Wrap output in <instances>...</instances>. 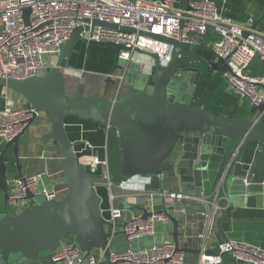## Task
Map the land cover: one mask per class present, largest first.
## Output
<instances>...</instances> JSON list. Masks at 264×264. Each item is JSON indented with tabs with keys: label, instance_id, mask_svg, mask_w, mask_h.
<instances>
[{
	"label": "water",
	"instance_id": "water-1",
	"mask_svg": "<svg viewBox=\"0 0 264 264\" xmlns=\"http://www.w3.org/2000/svg\"><path fill=\"white\" fill-rule=\"evenodd\" d=\"M190 2L178 0V9L188 11ZM29 15V9L23 10L24 23H28ZM263 20L264 13L251 21L250 29L256 30ZM82 23L90 27L80 25L72 29L68 39L59 46L54 65L44 75L23 80L0 78V88L17 94L50 121L49 130L39 141L44 147L49 142L59 147L61 159L57 167L66 185L65 194L53 200L41 198L39 201L36 196L27 194V207L11 214L6 206L8 170L14 166L19 174V140L24 132L4 144L0 151V199L3 205L2 212L0 209V264H55L52 260L54 253L71 237L77 240L75 245L85 256L96 251L106 264H113L109 246L114 237L123 235L125 224H113L102 217L101 199L97 194V188L104 186L99 182L102 176L88 172L76 157L74 148L79 142H71L67 135L64 121L68 117L94 123L103 131L115 130L120 174L125 179L141 177L158 181L159 212L172 226L171 237L177 251L185 253L189 250L180 247L178 221L165 204V173L182 195L212 198L219 212L214 225L221 241L226 242L228 239L222 230V224L230 221L226 204L263 209L264 182L254 181V162L246 168L245 151L251 144L257 147L264 144V104L254 109L253 119L228 117L195 105V82L199 71L179 68L177 64L183 48L202 49L201 45L146 34L172 45L169 65L162 67L155 54H144L139 50L135 52L150 60V64H126L118 61L119 52L127 51L123 46L86 43L81 38L82 32L96 25L115 26L87 19ZM123 31L134 33L130 29ZM80 42L88 49L113 50L110 74L126 69L125 94L113 101L106 99L109 85H116L109 75L104 80L101 96L66 93L63 70ZM208 65V74L220 73L225 62L217 59ZM9 150L10 161L5 158ZM205 183H210L208 192L204 190ZM122 204L126 207L125 202ZM139 210L146 217V210ZM207 222L210 223L211 218Z\"/></svg>",
	"mask_w": 264,
	"mask_h": 264
},
{
	"label": "built area",
	"instance_id": "built-area-1",
	"mask_svg": "<svg viewBox=\"0 0 264 264\" xmlns=\"http://www.w3.org/2000/svg\"><path fill=\"white\" fill-rule=\"evenodd\" d=\"M29 9L28 23L23 21V10ZM97 20L116 28L94 26L81 33L84 42L111 43L123 46L118 61L143 63L135 50L144 54H155L160 66L167 67L171 61L173 47L148 35L173 39L185 44L198 41L211 32L217 37L211 49L214 59H221L225 67L220 73L228 88L237 96L247 100L253 108L264 104V72L250 75L247 70L257 58L264 67V32L251 30L250 24H237L222 16L211 0L191 1L189 10L182 11L174 0H0V78L23 80L44 75L54 65L59 46L64 43L73 28L87 26L82 20ZM133 30L134 33L123 31ZM143 33V34H141ZM148 34V35H146ZM50 62L46 63L45 58ZM144 64V63H143ZM126 69L109 77L123 85ZM41 113L32 106H17L9 90L0 88V143H8L21 135ZM95 161V165H94ZM89 166L104 167L105 186L110 204L109 222L115 224L123 217L124 210L113 203L115 190L130 191L128 199L143 197L146 217L142 212L131 215L122 229L127 241V249L110 255L113 264H185V253L177 251L172 241L154 242L156 223L167 224L168 218L154 205L157 194H141L133 185L121 181L117 186L110 182L106 161L89 159ZM102 173V175H103ZM93 174V173H92ZM47 173L33 176L8 178L9 195L6 206L17 212L28 205L27 194L45 200L59 198V193L48 187ZM126 192V191H125ZM177 205L183 200H197L209 204L211 211L217 210L214 202L204 198L165 194ZM201 216H206L205 212ZM212 215L210 216V218ZM209 218V219H210ZM208 219V220H209ZM72 238L74 240H72ZM144 245L133 247L141 241ZM74 237L60 244L52 260L55 264H98L103 260L83 252L75 245ZM224 255H230L239 264H264V249L235 240H227L218 245L216 253L204 254L203 249L198 264H220Z\"/></svg>",
	"mask_w": 264,
	"mask_h": 264
},
{
	"label": "crops",
	"instance_id": "crops-1",
	"mask_svg": "<svg viewBox=\"0 0 264 264\" xmlns=\"http://www.w3.org/2000/svg\"><path fill=\"white\" fill-rule=\"evenodd\" d=\"M175 1V6L178 7V0ZM199 1V0H191ZM218 10V12L237 24H250L252 20L259 19L264 13V0H211ZM256 31L264 32V20L258 25ZM211 32L198 41V45L203 48H183L179 55V61L177 67L179 68H191L199 71L196 75V90L193 103L200 107L212 110L215 113L224 114L228 117H246L255 118V108H253L249 102L236 94H234L226 85L221 73L214 72L208 74L210 69L208 63L214 61V56L210 50L214 40ZM101 50V49H100ZM111 50V49H109ZM102 51V50H101ZM108 51V50H106ZM110 54L109 68L106 70L96 69V62H86V53L91 56H96L99 50L97 48H86L85 45L78 43L71 55L69 63L64 68V75L68 78L67 82L68 95L77 94L79 96H91L102 95L105 88V78L111 75V69L113 67V50ZM101 53V52H100ZM99 55V53H98ZM139 60L145 64H150V60L142 58ZM95 57H92L94 59ZM92 62V63H91ZM78 63V64H77ZM102 64V63H101ZM78 67L79 71L74 69ZM221 69V68H220ZM263 64L255 58L247 72H256L250 74L253 76H259L263 72ZM84 72L85 75L80 77V72ZM108 71V72H107ZM79 72V73H78ZM117 72V73H116ZM104 74V75H101ZM114 74H119L116 70ZM94 78L101 79L103 86H99L95 83ZM75 80V85L72 82ZM78 81V82H77ZM116 83V82H115ZM111 89L109 92L108 90ZM106 94V99L113 101L126 93L127 86L125 84L118 88L117 83L111 88L109 87ZM11 97L15 100L17 106L28 105L20 96L11 93ZM67 135L71 142H79L75 146L74 151L87 170L89 166L90 158H97L100 162L106 161V139L107 131H103L95 124L91 122L79 121L74 117H68L64 121ZM50 121L40 114L34 121L28 126L19 140V174L14 166L9 167L8 178L16 176H33L41 173H47L46 183L48 187L54 188L59 195L63 196L66 192V186L62 180L61 170L57 167V163L61 159V153L59 147L49 142L45 147L40 143L41 136L49 130ZM5 143H0V151ZM246 168L252 162H254L253 178L255 182H264V144L257 147L255 144H251L245 151ZM5 158L10 161L11 151L9 150ZM95 169V168H94ZM96 171L91 173L98 175L101 173L102 167L99 165ZM88 172H90L88 170ZM95 172V173H94ZM102 176V174H100ZM163 181L164 194L179 193L175 184L170 180L169 176H166ZM103 177V176H102ZM128 185H133L138 188L141 194H157L158 195V181L155 178H141L136 177L133 179L125 180ZM100 184L104 186L97 188V194L101 199V213L102 217L109 221V209L110 204L108 200V189L105 186V178H102ZM264 184V183H262ZM105 188V189H103ZM210 183L204 184V190L208 192ZM107 189V190H106ZM126 191V192H125ZM115 190V196L123 195V198L116 197L113 205L116 208L124 210L123 217L116 221L117 225H121L131 215L139 213V209H143L145 205V198L137 197L136 199H128L130 191L128 190ZM60 198V197H59ZM208 203L212 202V198L202 196ZM2 200L0 199V209L3 211ZM123 202L126 203V207L123 206ZM153 202L157 210H161L160 196L153 198ZM165 204L172 216L178 221V238L181 248L188 249L185 252V264H198V258L203 249L204 254L216 253L217 247L222 243L219 237L215 225L214 218L219 216L218 210L211 211L209 204H203L197 200H183L180 204H176L172 200L166 198ZM11 214H16L17 211L13 208L7 207ZM226 215L230 220L222 224V230L228 240L242 241L257 247L264 249V205L263 209L253 208H237L232 204H226ZM206 216H201V213ZM211 217V222H207ZM154 242L163 243L166 241H172L171 237L172 226L170 223L161 224L156 223L154 227ZM72 240H74L72 238ZM77 242V240L75 239ZM147 241H141L137 244L134 243L133 247L144 245ZM148 244V243H146ZM110 253H120L127 249V241L125 235H119L111 240ZM93 256L99 258L100 253L94 251ZM98 264H106L103 259ZM220 264H239L235 262L230 255H224Z\"/></svg>",
	"mask_w": 264,
	"mask_h": 264
},
{
	"label": "trees",
	"instance_id": "trees-1",
	"mask_svg": "<svg viewBox=\"0 0 264 264\" xmlns=\"http://www.w3.org/2000/svg\"><path fill=\"white\" fill-rule=\"evenodd\" d=\"M213 37H215V36L213 35ZM212 39L214 40V42L217 40L216 38L215 39L212 38ZM263 72H264V69H263ZM263 72H262V74H263ZM255 73L256 72H253V71L250 72V74H255ZM106 163H107L109 179H110V182L113 186H117L121 181L126 180L120 174V152H119V149L117 146L116 132L113 128H110L109 130H107Z\"/></svg>",
	"mask_w": 264,
	"mask_h": 264
},
{
	"label": "rangeland",
	"instance_id": "rangeland-1",
	"mask_svg": "<svg viewBox=\"0 0 264 264\" xmlns=\"http://www.w3.org/2000/svg\"><path fill=\"white\" fill-rule=\"evenodd\" d=\"M91 48V47H90ZM92 48H95V47H92ZM97 48V47H96ZM103 50V52H101V50ZM97 50H99V55H98V53H96L97 54V59H96V56H91V55H89V53H86V56H85V60H86V62H88V61H92V62H96V69H103V70H106V69H108L109 68V66H108V64H109V60L111 59L110 58V55H108L107 54V52L105 51V48H97ZM101 52V53H100ZM92 57H95L94 59H92L91 60V58ZM110 58V59H109ZM45 62L46 63H49L50 62V58L49 57H46L45 58ZM91 62V63H92ZM102 63V64H101ZM78 64V63H77ZM75 71H79L80 70V68H78V67H76L75 69H74ZM108 72V71H107ZM79 73V72H78ZM80 74H81V76H79V78L80 77H83L84 75H85V73L84 72H80ZM101 75H104V74H101ZM94 80H95V83L96 84H98L99 86H103L104 84H103V82H101L102 80L101 79H97V78H94ZM101 80V81H100ZM67 82H69V80H68V78H65V91H66V93L68 92V88H67ZM78 82V81H77ZM75 80L72 82V85L74 86L75 85ZM109 87L111 88L112 86L111 85H109ZM111 89H109L108 90V92L110 91ZM10 93H13V92H11L10 91ZM15 94V93H14ZM98 167V166H97ZM97 167L95 168V169H97ZM94 168H92L91 166H88V170L90 171V173L92 172V171H96ZM103 171H104V167H102V170H101V173L99 172L98 174L100 175V174H102L103 173ZM95 173V172H94ZM101 176V175H100ZM103 177L102 178H104V173H103V175H102ZM66 186V185H65ZM103 189H105V188H103ZM107 190V189H106ZM108 192V191H107ZM112 192H113V195L115 194V189L113 188V190H112ZM64 195V194H63ZM62 196H60V198H61ZM37 200H41V197H37ZM169 241V240H168Z\"/></svg>",
	"mask_w": 264,
	"mask_h": 264
},
{
	"label": "flooded vegetation",
	"instance_id": "flooded-vegetation-1",
	"mask_svg": "<svg viewBox=\"0 0 264 264\" xmlns=\"http://www.w3.org/2000/svg\"><path fill=\"white\" fill-rule=\"evenodd\" d=\"M83 44H84V43H83ZM84 45H85V44H84ZM85 47H86V46H85ZM106 50H108V51H106ZM105 51L107 52L108 55L112 54V51L109 50V49H105ZM101 52H103V50H102ZM195 93H196V92H195Z\"/></svg>",
	"mask_w": 264,
	"mask_h": 264
},
{
	"label": "bare ground",
	"instance_id": "bare-ground-1",
	"mask_svg": "<svg viewBox=\"0 0 264 264\" xmlns=\"http://www.w3.org/2000/svg\"><path fill=\"white\" fill-rule=\"evenodd\" d=\"M89 161V160H88ZM96 163H95V161H94V165H95Z\"/></svg>",
	"mask_w": 264,
	"mask_h": 264
}]
</instances>
